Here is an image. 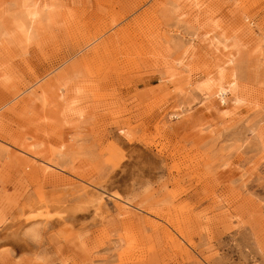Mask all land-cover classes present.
Listing matches in <instances>:
<instances>
[{
    "label": "rangeland",
    "instance_id": "rangeland-1",
    "mask_svg": "<svg viewBox=\"0 0 264 264\" xmlns=\"http://www.w3.org/2000/svg\"><path fill=\"white\" fill-rule=\"evenodd\" d=\"M262 37L264 0H0V264H264Z\"/></svg>",
    "mask_w": 264,
    "mask_h": 264
},
{
    "label": "bare ground",
    "instance_id": "bare-ground-1",
    "mask_svg": "<svg viewBox=\"0 0 264 264\" xmlns=\"http://www.w3.org/2000/svg\"><path fill=\"white\" fill-rule=\"evenodd\" d=\"M52 10V9H51ZM34 17V16H33ZM261 43L264 45V37H262L261 38ZM261 51V50H260ZM214 57V56H213ZM216 58V57H215ZM228 61L229 60H224L223 61V64H225V63H228ZM222 76H223V74H221V78H222ZM219 79V78H218ZM222 80V79H221ZM221 82V85H219V87L218 88H215V87H212V85H209L208 87L209 88H211L212 87V89H211V91L213 90V92L214 93H216L217 95H219L220 96V98H221V100L223 101L222 103H224L225 102V96H224V91H223V80L222 81H220ZM219 82V83H220ZM233 83L232 82H229V85H232ZM20 149V148H19ZM21 152H23V150H21ZM20 152V153H21ZM25 152L26 151H24V154H25ZM26 155H30L32 158L34 157L35 158V160L36 159H38L39 161H40V163H42L43 164V167H42V169H53L52 167H51V165L52 164H50L48 161H46L43 157H41L39 154H37V153H35V154H29L28 153V151H27V153H26Z\"/></svg>",
    "mask_w": 264,
    "mask_h": 264
}]
</instances>
